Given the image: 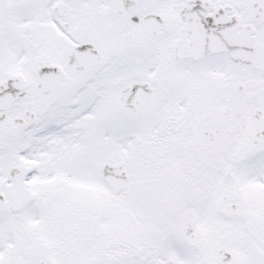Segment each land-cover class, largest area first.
Masks as SVG:
<instances>
[{
  "label": "snow or ice",
  "instance_id": "snow-or-ice-1",
  "mask_svg": "<svg viewBox=\"0 0 264 264\" xmlns=\"http://www.w3.org/2000/svg\"><path fill=\"white\" fill-rule=\"evenodd\" d=\"M0 264H264V0H0Z\"/></svg>",
  "mask_w": 264,
  "mask_h": 264
}]
</instances>
